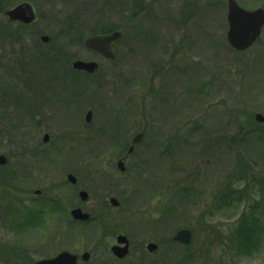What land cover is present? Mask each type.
<instances>
[{"label": "rangeland", "instance_id": "1", "mask_svg": "<svg viewBox=\"0 0 264 264\" xmlns=\"http://www.w3.org/2000/svg\"><path fill=\"white\" fill-rule=\"evenodd\" d=\"M24 1L33 4L37 22L24 30L15 23L6 26L3 11ZM187 1L1 4L0 86L4 66L16 76L32 73L46 81L55 70V120L39 129L34 120L17 125L28 93L17 81L15 99H21L9 106L13 120L8 136L0 138V155L7 159L0 167V264H34L63 251L78 257L89 253L90 264H177L180 255L170 247L180 229L196 237L192 250H208L207 261L200 257L194 264H264L263 239L248 254L229 248L226 240L242 214L264 225V161L256 158L252 174L240 181L234 152L225 141L242 123L229 118L233 109L264 115V30L261 42L244 52L214 44L215 15L199 8L206 0H195L199 7H193L201 13L190 16L192 7L186 10L191 19L185 21L180 9ZM258 3L264 0H237L246 9ZM108 28L121 32L113 44L115 63L83 46L92 31ZM42 36L49 37L48 43ZM50 56L56 63H44ZM74 60L96 62L99 70L88 78L79 76L70 67ZM161 70L168 72L167 79L157 78L152 90L150 77ZM160 80H165L163 88ZM44 133L49 134L47 143H42ZM137 134L143 137L121 172L119 156ZM48 151L51 157L45 159ZM22 171L28 173L24 188L6 181ZM67 173L78 179L86 201L69 188ZM35 191L41 194L35 196ZM110 197L119 208L105 210ZM47 200L53 205H44ZM75 207L89 215L88 224L73 223L70 210ZM108 213L113 220L104 223ZM26 217H38L37 226L16 227ZM120 234L134 245L124 261L110 251ZM257 234L261 238L264 232ZM150 242L159 249L148 258L141 251ZM203 242L212 245L208 249Z\"/></svg>", "mask_w": 264, "mask_h": 264}, {"label": "flooded vegetation", "instance_id": "2", "mask_svg": "<svg viewBox=\"0 0 264 264\" xmlns=\"http://www.w3.org/2000/svg\"><path fill=\"white\" fill-rule=\"evenodd\" d=\"M234 1L237 4V0H234ZM237 5L240 8H243L244 10H247V11H253V10H256V9H259V8H263L264 9V3H263V5L262 4L260 5L258 3L257 6L251 8V9H246L245 7H242L239 4H237ZM193 6H197V2L195 0H188L185 4L183 3V6L181 7L180 12L185 14V21L190 20L191 19L190 16H195L196 14H197L196 17H198L200 15V13H201V10L202 11H210L211 13H213L215 15L216 24H215V27H213V29H215L216 32H217L215 35H213V37H211L212 43L220 44V45L227 44V45L230 46V44L228 42V39H227V32H228V26H229L228 25V19H227L229 0H209V1L206 0V2H204V4H203L204 7L197 6V7L201 8V10L199 12H198V9L196 7H193ZM192 7L194 9H192ZM190 8L192 10H194V13H192L188 17V15L186 14L187 13L186 10H188ZM36 16H37V14H36ZM36 18L38 20V17H36ZM182 19H184V17ZM37 20H36V22H37ZM36 22H34V24ZM8 23L9 24H13L14 22H10L9 21ZM15 24H19V23H15ZM263 30H264V26L261 29L260 35L257 36L258 38L254 42V44L261 42L260 39H261V34H262ZM48 41H49V37H48ZM95 54H97V53H95ZM97 55L100 56L99 54H97ZM45 62L49 63L50 65L53 64V63H56L55 56L54 57L50 56L49 59L44 60V63ZM86 62H88V61H86ZM44 65H46V64H44ZM98 70H96L92 74L86 73L84 71H78V70H73V72L77 73V75H79V76L81 75V76H84L85 78H88L91 75H94ZM179 71L180 70H178L177 72L180 74ZM3 72H4L5 76H3V78H4L3 79V83L1 82L2 86H0L1 87V89H0V138H1V136H8L9 126H10L9 122L13 120L9 116V109H10L9 106L13 105V104H16L21 99L20 97L15 99V94L17 92L16 88L18 86L17 85V81L22 82V84L24 83L23 86L25 88H28V93L26 94V100H27L28 103L26 102L25 103V107H23V109L21 108V111H20V117L21 118L18 120V124L17 125H19V126L21 124L23 125L22 121L25 122V121L29 120L30 122H33L32 120H34L35 121V123H34L35 127L37 129H39V128L43 127L46 124V121H52L53 122L55 120L54 119L55 118L54 117V112H55L54 101H55V99H53V97L55 98V94H54V92H55L54 91V78H53L54 75H55V70H54V75H52V73H51L48 76L49 77L48 81H46L44 79H41V78H36L37 74L32 75V73L26 74V75H23V76H21L22 74L20 76L19 75L16 76V74H14V71L10 70V68H8V66L6 68L4 66ZM27 73H29V72H27ZM159 73H160L159 75H158V72H157V75H153V76L150 77V83H151V86H152V90L155 87L156 83H154V82H156L157 78L160 77L162 79V77H166L165 73H168V72L164 71V70H161ZM24 77H26V79L24 81H22V79H24ZM166 79H167V77H166ZM44 81H45V84H44V86H42ZM164 82H165V80H164ZM164 82H163V80H160V83H163V84H159L158 83V86L160 88H163L164 87ZM37 84H39V87H38ZM255 114L253 115V119H254ZM261 115L264 117L263 114H261ZM34 116H35V118H34ZM25 119H27V120H25ZM254 121H256V120L254 119ZM50 126H51V124H50ZM137 135H141V134H137ZM142 137H143V135H141V138ZM141 138H140V140H141ZM48 140H49V134L48 133H44V135L42 137V143H47ZM133 140H134V138L131 140L132 144H130V145L126 144V147L128 146L126 154L119 156L120 157L119 160L123 159V163L126 161V158H128L133 153L136 145H139V143H140V140H139L138 143H134ZM129 150H131V151L129 152ZM28 152H29V150H28ZM30 152H33V151H30ZM41 154H40V156H41ZM32 155L33 156H37L38 152L33 153ZM42 157H44V156H42ZM47 157L50 159L51 151H48V153L45 154V159ZM6 164H7V159L5 158V163H3V165H0V167H4V166H6ZM25 168H27V167H25ZM69 175L74 177L73 181L68 180V176ZM14 177L11 175V176L6 177L5 179L8 182L12 181L13 184L15 183L18 188H24V187L21 186V184L23 186L26 183L28 184V173L23 172L22 175H21V172H20V174H17V177H15V178ZM12 179H15L16 182H14ZM109 180H111V179H109ZM66 182L69 184V186H70L69 188H71L72 190H76L77 195L79 197V200H81L79 194L83 190L80 189L78 179L75 177V175H73L72 173H67L66 174ZM36 192L37 191H35L33 195L39 196L41 194L40 192H38V193H36ZM111 198H114V197H110L107 200V203L105 202V205H104L105 210L109 209V208H119V206H120L119 201L116 198H114L118 202V205L117 206H113L111 204V202H110ZM87 199H88V194H87ZM49 201H51V200H47L46 203H44V205H47V206L53 205ZM55 205L58 206L57 204H55ZM75 208L82 210L80 207H75ZM75 208H72L71 210H74ZM71 210H70V216H71ZM52 214H54V213H52ZM110 215L111 214H109V213L106 215L105 219H103L104 223L105 222H109L110 220H113V219H111L112 217H110ZM72 221H73V223L79 222V221H76V220H72ZM116 237H115V243H116ZM127 239H128V246H129V251H128V255H129L130 251H131V247H132V242H131V239L129 240L128 237H127ZM115 243L113 245H111V247L114 246ZM121 246H123V244ZM111 247H110V249H111ZM114 259H116V258H114ZM117 261H121V260H117ZM78 263L79 262H77V264ZM82 263L83 264L90 263V254H89L88 261L82 262Z\"/></svg>", "mask_w": 264, "mask_h": 264}, {"label": "water", "instance_id": "3", "mask_svg": "<svg viewBox=\"0 0 264 264\" xmlns=\"http://www.w3.org/2000/svg\"><path fill=\"white\" fill-rule=\"evenodd\" d=\"M145 1V0H142ZM4 16L11 22H19L24 25H31L36 22V13L30 2H21L16 6L4 11ZM228 32L227 39L228 42L235 51L242 52L256 41L257 36L260 35L261 29L264 26V9L259 8L253 11H247L240 8L234 0H229L228 7ZM120 37L119 32H112L108 34L89 36L84 40V45L88 49L97 52L103 58L115 62L116 57L113 51L114 42ZM41 41L46 43L48 41L47 36H42ZM75 70L85 71L88 73H93L98 69V64L96 62H84L76 60L71 66ZM254 119L258 123H264V117L260 113H256ZM91 121V111H89L85 117V122L89 123ZM141 138V135H137L133 142L137 143ZM131 150H129L130 152ZM5 163L4 156H0V165ZM118 168L124 171L123 159L119 160ZM68 180L73 181L74 177L69 175ZM38 193V192H36ZM80 199L85 201L87 199V194L81 191ZM110 202L113 206H117L118 202L116 199L111 198ZM71 217L77 221L86 222L89 219L88 214H84L80 209L71 210ZM192 235L188 229L178 230L172 237V241L179 243L181 245L187 246L191 243ZM123 244V246H121ZM158 249L156 243L150 242L146 245V250L152 255ZM111 253L117 259H123L127 256L129 251L128 239L124 235H119L116 237V244L111 247ZM82 261H88L89 254L83 253L80 257ZM78 256L70 252H60L54 257L41 259L36 261L34 264H77Z\"/></svg>", "mask_w": 264, "mask_h": 264}, {"label": "trees", "instance_id": "4", "mask_svg": "<svg viewBox=\"0 0 264 264\" xmlns=\"http://www.w3.org/2000/svg\"><path fill=\"white\" fill-rule=\"evenodd\" d=\"M13 0H0V12L3 10L1 7V4H9ZM10 25L8 22L6 24ZM19 29H27L28 26L22 25V24H16ZM1 29V28H0ZM112 31H117L116 28L113 29H95L91 32L90 35H97V34H104V33H110ZM11 37H13V34L11 33ZM61 57H64L66 64H69L70 60L65 55H61ZM229 118L234 122L240 124V121L242 123L239 127L240 130L233 133L230 137H227L225 141H227L228 149L232 152H234V157L236 159L235 165L238 167V170H235L236 173L235 176L241 181L242 177L248 179L250 174H252L253 171L252 167L256 163V158H259L260 160L264 161V124H258L254 121L253 115L248 114L245 110L240 109H233L231 113L229 114ZM242 146H239L241 145ZM255 162V163H254ZM242 166V168L239 170V168ZM245 167H248L250 169V172L245 171ZM240 177H238V176ZM264 180V178H263ZM262 180V181H263ZM247 187V185H246ZM264 190V188H262ZM41 213V212H40ZM39 213V214H40ZM38 214V215H39ZM96 219V217L94 218ZM38 217H26L24 220V223L16 224V227H19L21 225H27L32 222L34 226H37ZM238 225L237 228L234 230V234H231L226 238L228 240L229 248H235L236 251L239 254L245 253L248 254L251 249H254L256 246V242L258 240L263 239L264 240V234H262L261 238L257 232L262 231L264 232V225H259V219L257 221L253 220V222L246 218L245 214H242L238 219ZM12 223V222H11ZM18 223V221H17ZM88 224V223H87ZM254 224V226H252ZM105 226V225H104ZM104 230H109V226L104 227ZM208 233V232H207ZM195 238L192 237V241L188 246H179L178 244L172 243L173 245L170 247L172 252L179 253L180 259H176L177 264H194L197 259H200V257L203 258V262H206L208 259V250L205 252L203 249L200 250L199 253H196L194 250H192L193 245H195ZM207 238V236H205ZM210 245L212 243H204L201 246H206L208 249L210 248ZM134 247V245H132ZM131 247V248H132ZM180 249V250H179ZM141 253L143 256H146L148 258L154 256L149 255L142 247ZM175 256V255H174ZM141 263V261H140ZM90 264V263H87Z\"/></svg>", "mask_w": 264, "mask_h": 264}]
</instances>
